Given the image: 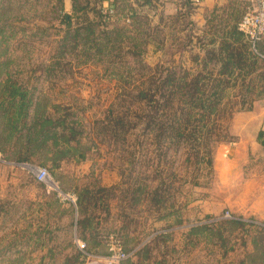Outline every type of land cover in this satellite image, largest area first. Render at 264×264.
Instances as JSON below:
<instances>
[{"label":"rangeland","instance_id":"374dc122","mask_svg":"<svg viewBox=\"0 0 264 264\" xmlns=\"http://www.w3.org/2000/svg\"><path fill=\"white\" fill-rule=\"evenodd\" d=\"M77 5L0 0V264H264L249 0Z\"/></svg>","mask_w":264,"mask_h":264},{"label":"built area","instance_id":"2783aa9c","mask_svg":"<svg viewBox=\"0 0 264 264\" xmlns=\"http://www.w3.org/2000/svg\"><path fill=\"white\" fill-rule=\"evenodd\" d=\"M193 2L200 3L201 0H193ZM249 2L251 7L241 18L239 30L245 34L256 51L257 44L264 41V0H249ZM36 177L39 181H43L49 177V173L46 169H38ZM120 256L121 254L118 258Z\"/></svg>","mask_w":264,"mask_h":264},{"label":"crops","instance_id":"0c3cea01","mask_svg":"<svg viewBox=\"0 0 264 264\" xmlns=\"http://www.w3.org/2000/svg\"><path fill=\"white\" fill-rule=\"evenodd\" d=\"M59 2L61 3V6L64 9L63 15H69L71 16L73 14V8H74V0H59ZM253 112H262L264 114V107L262 109H258V110H250V111H246L245 113L247 114H252ZM244 119L249 118V115H242L241 116ZM251 117V116H250ZM253 118H256L255 116H253ZM252 119V118H251ZM259 132H262V136L260 137V139L258 140V138L256 139V141L252 144L249 143H245V142H235L233 144L230 145H226V147L224 148L225 155L220 157L217 162H216V166H221L222 164H224L225 162H229V163H234L236 162V160L241 159V155H245V151H248L249 149L251 150H255L258 151V146H259V142L262 143V146L264 147V115L262 116L261 122H260V130ZM261 145V144H260ZM241 156V157H240ZM224 163H221V162Z\"/></svg>","mask_w":264,"mask_h":264},{"label":"trees","instance_id":"16d2710c","mask_svg":"<svg viewBox=\"0 0 264 264\" xmlns=\"http://www.w3.org/2000/svg\"><path fill=\"white\" fill-rule=\"evenodd\" d=\"M77 1H78V0H74L73 14H72L71 16H69V15L64 16V23H65L66 25H70L71 22H72L74 19L79 20V18L85 17V15H86V14H85V13H86V11H85L86 6L79 7V6L77 5ZM87 21H88V19H87Z\"/></svg>","mask_w":264,"mask_h":264}]
</instances>
